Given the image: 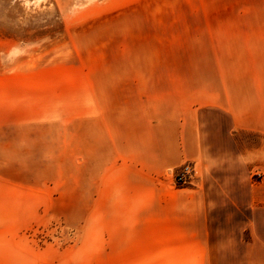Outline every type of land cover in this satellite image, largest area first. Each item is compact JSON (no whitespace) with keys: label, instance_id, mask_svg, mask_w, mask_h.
<instances>
[{"label":"rangeland","instance_id":"1","mask_svg":"<svg viewBox=\"0 0 264 264\" xmlns=\"http://www.w3.org/2000/svg\"><path fill=\"white\" fill-rule=\"evenodd\" d=\"M193 117L264 185V0H0V264H118L107 214L159 143L196 186L165 166Z\"/></svg>","mask_w":264,"mask_h":264},{"label":"crops","instance_id":"2","mask_svg":"<svg viewBox=\"0 0 264 264\" xmlns=\"http://www.w3.org/2000/svg\"><path fill=\"white\" fill-rule=\"evenodd\" d=\"M192 119L195 122L180 131L179 147L168 151L174 156L165 166L179 156H193L198 160L196 186L174 189L161 184L159 143L147 158L145 184L120 188L119 199L110 209L113 213L107 214L111 232L122 246L114 252L118 264H229V259L259 264L264 259L259 222L243 218L245 211L261 208L264 193L262 181L250 183L249 148L234 140L232 128L223 127L219 134L222 139L231 137V145L225 146L224 140L215 145L216 136L204 120ZM245 231L251 234V241L243 240ZM236 245L244 252L235 251Z\"/></svg>","mask_w":264,"mask_h":264},{"label":"built area","instance_id":"3","mask_svg":"<svg viewBox=\"0 0 264 264\" xmlns=\"http://www.w3.org/2000/svg\"><path fill=\"white\" fill-rule=\"evenodd\" d=\"M195 168L191 164L183 166L176 175L177 182L180 186H188L195 177Z\"/></svg>","mask_w":264,"mask_h":264}]
</instances>
